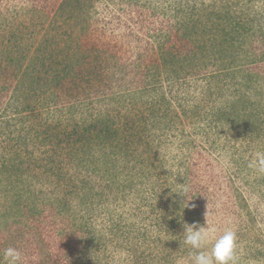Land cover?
I'll use <instances>...</instances> for the list:
<instances>
[{
    "label": "trees",
    "instance_id": "trees-1",
    "mask_svg": "<svg viewBox=\"0 0 264 264\" xmlns=\"http://www.w3.org/2000/svg\"><path fill=\"white\" fill-rule=\"evenodd\" d=\"M36 1L41 6L39 9L51 14L54 20L69 22L81 29L76 35L77 50L70 65L65 63L44 81L39 68L46 63L45 54L58 51V45L53 39L46 36L39 43L40 48L45 46V51L40 53L38 60L35 59V63L33 60L29 69L26 67L28 71L23 69L21 72L18 67L19 71H14L13 67V71H10L9 62L15 61L17 56L13 57L10 47L0 46V57H3L6 50L9 55V62L0 58V80H4L0 82V127L4 129L15 126L17 121H25V126L35 127L38 137L28 140L46 146L44 164H50L49 171L55 176L58 190L83 192L75 207L62 196L55 199V211H44L42 214L37 211L28 212L33 221L27 225H17L18 221L13 220L21 216L13 212L11 223L3 227L0 224V259L3 258V250L13 246L27 255V264H61L75 252L70 245L72 238L86 241L89 237L88 241L94 243L90 246L100 243V247L104 238L114 241L118 231L122 234L120 221L113 217L109 208L105 209V203L101 209L96 207L95 199L103 194L102 190L97 191L91 184L93 175L101 181L103 187L114 191V199H120L125 206L129 204L130 194L140 197L145 203L148 200L155 204V191L163 188L167 181L161 175L164 163L153 159V148L143 144V138L148 133L145 128L149 118L140 114L136 105L140 102L145 109L158 114L159 117L155 116V125L159 124L156 129L162 125L164 132L171 126L165 121L166 111L159 113L161 108L173 110L177 122L183 121L177 107L172 105V97L170 99L165 91L164 81L208 77L214 81L216 90L232 87V98L216 104L222 111L213 108L202 118L213 120L214 116L213 121L225 118L227 123L247 130L253 138H261L264 144V22L254 23L246 19L242 12L232 9L224 0H163L161 3L157 0L149 7L141 3L139 7L143 9L138 11L137 18H141L142 29H146L151 41L141 38L140 41L143 40L145 44L137 47L139 59L133 70L137 77L128 78L116 86L108 81V85H104L107 91L113 92L115 88L118 99L116 114L106 110L105 115L90 110L93 108V93L89 91L106 83L103 75L116 66L110 63L107 53L115 49L117 40L106 36L104 30H108L107 27L100 31L98 26L93 25L96 20L90 14L98 10L101 1L109 8L108 2ZM19 44L16 41V49L20 47ZM149 50L152 51L151 55H147ZM31 83L36 84L32 92L27 87ZM245 87L249 90H244ZM53 89H61L76 103L69 106L70 109L66 107L65 111L57 109L58 97L42 92ZM251 90L256 91L255 97L251 96ZM95 92L98 93L96 99L100 98L101 91ZM81 94H85L86 98L82 99ZM104 94L103 97L108 96ZM34 97L44 104V109L56 108L55 111H48L51 113L50 119L42 118L38 106L32 103ZM79 103L84 108L79 107ZM124 109L125 112L121 113ZM185 109H182L185 117H194L191 115L192 110ZM242 115L248 117V120L240 119ZM251 118L255 121L250 122ZM176 132V129L173 130L170 136L176 134L182 138L181 155L185 152L191 154L195 149L198 155H192L190 159H186V156L180 158L178 162L182 164L174 174L179 176L173 190L181 191L187 185L190 191H214V186L210 185V181H215L211 180L214 175L211 173H214L213 160H208L202 151H198L195 139L197 133L187 138L188 133L182 132L179 135ZM162 135L165 136L164 133ZM189 160H192L195 171L184 166ZM207 165H210L209 168ZM67 167L83 173L80 180L72 177V174L70 176ZM142 185H145L144 189H141ZM169 203L175 210L180 201L175 199ZM65 204L69 207L63 208ZM169 206L165 209H169ZM102 213L105 214L102 224L104 233L92 230L89 235L88 225ZM84 251L83 247L79 250L81 253ZM38 254L44 256L35 259Z\"/></svg>",
    "mask_w": 264,
    "mask_h": 264
},
{
    "label": "rangeland",
    "instance_id": "rangeland-1",
    "mask_svg": "<svg viewBox=\"0 0 264 264\" xmlns=\"http://www.w3.org/2000/svg\"><path fill=\"white\" fill-rule=\"evenodd\" d=\"M106 1L109 8H106L101 1L98 4V10L91 12L90 17L96 20L93 25L98 26L100 31L107 27L108 30H104L106 36L115 37L117 40L115 49L107 53L110 63L116 66L108 69L105 76L103 75L106 83H101V86L95 87L96 90L89 91L93 93V108L90 110H93V113L100 111L105 115H107L106 110L109 113L114 111L116 114L115 108L118 99L115 96V88L112 89L113 92L107 91L104 85H108V81L111 84L115 83L116 86L128 78L137 77L133 71L135 63L139 59L136 53L137 47L140 44H145L143 40L140 41L141 38L150 40L149 35L145 32L146 29H142L141 18H137L138 11L143 9L139 5L145 3L149 7L157 0ZM160 1L163 0H158V3ZM202 1L210 2L212 0ZM224 1L232 9L242 12L246 19L263 24L264 0ZM39 7L41 6L36 0H0V46L10 47L13 57L17 56L15 61L11 62L10 60L9 62L8 50H6L3 57L0 58L7 59L10 63V71L14 69L17 72L18 68L21 69L19 72L23 69L28 71L33 60L35 63V59L40 58V53L45 51L43 50L45 46L40 48L39 43L48 36L58 45V51L45 54V56L47 55L46 63L39 68L42 73H40L41 78L45 81L65 63L70 65L73 62L74 52L77 50L76 35L80 33L81 29L69 22L65 23L60 19L54 20V17L50 16L51 14L42 11ZM16 41L21 43L17 49L15 48ZM48 49L49 47L46 50ZM151 54L152 51L149 50L147 55ZM3 81V79L0 80L1 83ZM213 84L214 81L208 77H192L163 82L167 95L170 99L172 97L173 107H177L181 113L180 117L183 119V121L177 122L178 118L173 110L161 108L159 113L166 111L164 112L166 114L165 121H168V125L171 126L167 127L166 132L162 125L156 129L159 124L155 125V116L158 114H153L150 109H145V106L138 102L136 109L140 114L149 118L145 128V132L148 133L143 138V144H149L153 148L151 150L153 159L161 160L164 163L161 175L167 181L163 184V188H168H164L165 191H161L158 195V191H155V199H157L155 204L148 200L145 203L140 197L130 194L129 204L125 206L120 199H114L116 197L113 196L114 191L111 192L112 190L109 191L103 187L100 184L101 181L93 175L91 184L97 191L102 190L103 196L105 194L104 197L97 196L96 207L101 209L105 203V209L109 208L113 217L120 221L123 233L118 231V237L114 241L104 238L100 246H104V248L99 247L100 243L90 246L94 243L88 241L89 237L86 241L72 238L70 241L72 247H70L75 249V252L61 264L64 262H68V264H181V261L186 260L191 251L183 243L184 227L194 223L204 225L205 219L210 228L214 229L215 235H221L227 228H233L236 231L238 264H264V174H260L248 166L256 152H264V144L261 142V138H253L247 130L227 123L225 118H222L221 121H213L214 116L213 120L203 119L205 113L210 112L213 108L216 111L217 109L222 111L216 104L230 100L233 96L232 87L216 90ZM27 87L28 91L32 92L36 84L31 83ZM247 89L249 90L247 87L244 88V90ZM97 90L101 91L98 99H96L98 93L95 92ZM42 92L58 97L59 106L57 109L59 110L65 111L66 107H72L76 103L61 89ZM103 94L108 96L103 97ZM256 95V91L251 90V96L255 97ZM80 97L83 99L86 98V95L81 94ZM32 103L38 106L43 119H50L51 113L48 111L56 110V108L44 109V104L35 97L32 99ZM78 105L84 108L80 103ZM185 108L192 110L191 115L194 117L190 119L185 117L182 111ZM84 111L86 112V110ZM123 112L125 109L121 111V113ZM215 114L221 115L220 113ZM241 118L248 120V117L244 115ZM249 121L254 122L255 120L251 118ZM24 123L17 121L15 126L4 129L0 127L1 227L11 223L13 212L17 213L16 216H21V218L13 220L18 221L17 225H27L33 221V218L28 215L30 211L34 213L37 211L40 214L44 211H55L57 197L64 196L68 204L75 207L80 193L83 192L70 191L69 188L65 191L58 190L55 176L49 171L50 164L48 163L47 166L44 164L46 146L28 140L37 138L38 130L35 127H27ZM28 125L30 124L28 123ZM175 129L179 135L182 132L188 133L187 138L194 136V132L197 133L195 139L199 146L198 151H202L201 153L204 157L207 156L208 160H213L214 173H211L215 176L213 175L211 180L215 179V181H210V185L214 186V191H189L177 206L178 209L173 210L174 207L169 206L171 205L169 202L175 201V199L176 201L177 199L181 200L177 193H173L181 192L173 190V185L179 176L174 174L182 164L178 161L180 158H185L184 156L186 159H190L192 155L195 157L198 155L196 149L192 150L191 154L185 152L181 155L182 138L176 134L170 136V132ZM27 156L31 157L27 158ZM184 166H188L190 171H195L192 160H189ZM209 166L206 167L209 168ZM67 168L70 176L72 174V177L80 180L83 173L74 171L72 167ZM202 179L207 178L202 177ZM144 188L145 185H142L141 189ZM149 196L151 197V195ZM189 199L188 207L184 208L185 202ZM68 204L63 205V208H68ZM166 206H169V209H165ZM104 215L102 213L94 217L87 227L89 235L92 230L104 233L102 226ZM82 247L85 248L84 253L79 252ZM36 256L38 258L35 257V259H41L44 255Z\"/></svg>",
    "mask_w": 264,
    "mask_h": 264
},
{
    "label": "clouds",
    "instance_id": "clouds-1",
    "mask_svg": "<svg viewBox=\"0 0 264 264\" xmlns=\"http://www.w3.org/2000/svg\"><path fill=\"white\" fill-rule=\"evenodd\" d=\"M248 166L256 172L264 174V152H256ZM164 188L159 189L157 195ZM189 191L190 188L187 185L182 187L181 192L171 190L179 195L180 202ZM189 201L190 199L185 202L184 208L188 207ZM184 229L183 243L191 251L188 253L187 259L181 261V264H238L237 234L233 228H227L221 235H215L214 229L210 228L205 219L204 225L194 223L187 225ZM2 257L0 264H27L28 260L24 252L13 246L5 248Z\"/></svg>",
    "mask_w": 264,
    "mask_h": 264
}]
</instances>
